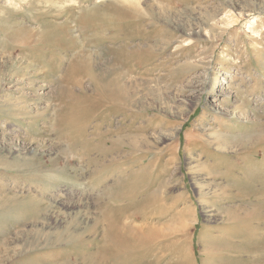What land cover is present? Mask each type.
I'll use <instances>...</instances> for the list:
<instances>
[{
  "label": "rangeland",
  "instance_id": "obj_1",
  "mask_svg": "<svg viewBox=\"0 0 264 264\" xmlns=\"http://www.w3.org/2000/svg\"><path fill=\"white\" fill-rule=\"evenodd\" d=\"M120 1L0 0V264H264V0Z\"/></svg>",
  "mask_w": 264,
  "mask_h": 264
},
{
  "label": "bare ground",
  "instance_id": "obj_2",
  "mask_svg": "<svg viewBox=\"0 0 264 264\" xmlns=\"http://www.w3.org/2000/svg\"><path fill=\"white\" fill-rule=\"evenodd\" d=\"M106 1V0H105ZM134 0H123V2H122V0L120 1V3H122L123 5V7L125 6H129V8L131 7H133L135 4H136V7L137 6H139L138 5V3L136 2H134L135 4L133 5L132 4V2H133ZM139 4H140V2H139ZM133 5V6H132ZM122 6H120V8L122 7ZM135 7V6H134ZM120 8H118V9H120ZM126 8H128V7H126ZM138 8V7H137ZM115 9V8H114ZM133 9V8H132ZM116 10H117V8H116ZM122 10V9H121ZM117 11H119V10H117ZM132 11V10H131ZM121 12V11H120ZM123 12L125 13V12H127L126 11V9H125V11L123 10ZM134 12V11H133ZM96 13V12H95ZM94 13V14H95ZM147 13V12H146ZM112 14V13H111ZM105 15V14H104ZM113 15V14H112ZM137 15V14H136ZM91 16H92V14H91ZM95 16V15H94ZM144 17V16H143ZM103 18V17H102ZM114 18V17H113ZM101 20V19H100ZM109 21V20H108ZM80 33V32H79ZM79 35V34H78ZM108 35V34H107ZM116 35V34H115ZM115 35H113V36H115ZM210 35V34H209ZM81 36V35H80ZM111 36H112V34H111ZM105 38V37H104ZM54 39V38H53ZM80 39V38H79ZM100 39V38H99ZM110 40V39H109ZM113 41V40H112ZM115 41V40H114ZM106 50V49H105ZM88 56H90V55H87V57ZM86 57V56H85ZM92 58V57H91ZM93 61H92V59H89V58H80V60L79 61H77L75 64H73L72 65V67L70 68V70H69V72L67 73V75H66V78H64V80L66 81V82H69V84H73L74 83V85L76 84V86H78L80 89H81V79H79V78H77L78 76H83V78L84 77H86V76H84V75H87V76H89V78L92 80V82L94 83V84H96L97 86H98V91H100L101 90V95H103L102 97L103 98H105V99H109V100H111L112 102H119V101H121V102H124L125 103V105H128L129 106V104H131V98H129V94H128V92L129 91H126L125 90V87H123L124 86V84L123 85H121V82L123 83V80H122V78H124V74H122L119 70H118V67L117 68H115V67H113L112 69H111V72H109V73H106V74H104L103 76H99L97 73H96V71L94 72V70H93ZM96 67V66H95ZM99 69V68H98ZM84 74V75H83ZM127 76V75H126ZM69 84H67V85H69ZM95 90V89H94ZM131 88H130V92H131ZM134 91V90H133ZM77 102H79V101H77ZM76 103V102H75ZM136 103V102H135ZM112 106V105H111ZM135 107V106H134ZM137 107V106H136ZM70 108H72V107H69V109ZM75 108H76V106H75ZM138 108V107H137ZM69 113H75V112H71V111H69ZM126 118H128L130 115H127V113L126 114H123ZM132 115V114H131ZM61 118H65V119H69L70 117H69V115L68 114H65V115H63ZM65 119H60V123H62V122H64L65 121ZM61 120H64V121H61ZM70 122L69 123H71L72 121L71 120H69ZM245 122H249L248 124H250V123H252V121L250 122L249 120H246ZM64 123H66V121L64 122ZM67 124V123H66ZM167 135L165 134V136H163L162 138L163 139H167ZM161 139V138H160ZM210 144L211 145H216V146H220V144L218 143V142H221L220 141V138L218 137V136H215V137H213L212 138V136L210 135ZM213 139V140H212ZM242 146V145H241ZM219 150H220V148H218ZM235 149V148H234ZM236 150H238V149H236ZM248 150V149H247ZM252 150V149H251ZM246 151V150H245ZM239 153V152H238ZM260 163H262V162H260ZM259 164V163H258ZM258 164H257V166H258ZM239 166V165H238ZM260 167H261V165H259ZM236 167V166H235ZM233 168V167H232ZM234 169H236V168H234ZM242 169V168H241ZM240 169V170H241ZM258 169V168H257ZM260 170V169H259ZM232 171V170H231ZM234 171V170H233ZM133 199V198H132ZM122 200H124V199H122ZM120 201V200H119ZM138 218V217H137ZM129 219V218H128ZM126 224V223H125ZM143 225V224H142ZM125 228H124V230H128V232L127 233H122V232H119L118 230L116 231V236H115V238H116V240L121 244V245H123V249H125L126 247H132L131 249H133L136 245L137 246H139L140 244H142V243H146V242H148L149 240H153L154 239V236H156L157 234H156V231L155 230H153L152 228H149L148 230H146L145 232H144V228H142L141 227V229H137L136 227H130V226H124ZM248 227V226H247ZM138 231V233H136ZM125 232V231H124ZM131 234V235H130ZM133 235V236H132ZM132 239V240H129V239ZM116 240H114V241H116ZM132 241V243H130ZM118 242H116V243H118ZM153 243V241L151 242V244ZM150 244V243H149ZM121 245H119L120 247L119 248H121L122 249V247H121ZM147 245V244H146ZM118 246V245H117ZM143 246H141V248H137V249H143L142 248ZM123 249H122V252L124 253V251H123ZM136 249V250H137ZM130 249H128L127 251H129ZM134 250H135V248H134ZM133 250V251H134ZM135 250V251H136ZM131 251V250H130ZM139 251V250H138ZM151 251V250H150ZM149 251V252H150ZM126 252V251H125ZM132 252V251H131ZM137 252V251H136ZM220 253V252H219ZM205 254V253H204ZM215 254V253H214ZM135 255V257L137 258V256H136V254H134ZM134 257V258H135ZM138 257H140V256H138ZM143 257H147V256H144L143 255ZM139 259V258H138ZM137 260V259H136Z\"/></svg>",
  "mask_w": 264,
  "mask_h": 264
}]
</instances>
